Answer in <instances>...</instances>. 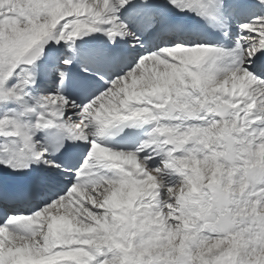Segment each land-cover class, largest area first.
I'll return each mask as SVG.
<instances>
[{"label": "snow or ice", "instance_id": "6c2138e0", "mask_svg": "<svg viewBox=\"0 0 264 264\" xmlns=\"http://www.w3.org/2000/svg\"><path fill=\"white\" fill-rule=\"evenodd\" d=\"M0 264H264V0H0Z\"/></svg>", "mask_w": 264, "mask_h": 264}]
</instances>
